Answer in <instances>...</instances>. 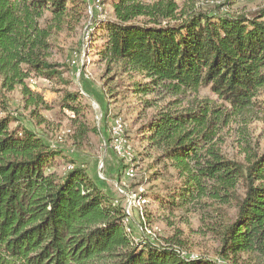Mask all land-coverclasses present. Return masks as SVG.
<instances>
[{
  "label": "trees",
  "instance_id": "trees-1",
  "mask_svg": "<svg viewBox=\"0 0 264 264\" xmlns=\"http://www.w3.org/2000/svg\"><path fill=\"white\" fill-rule=\"evenodd\" d=\"M111 7L112 19L89 25V48L103 64L105 95L126 92L123 76L131 78L140 112L153 110L140 128L141 156L151 163L147 184L159 181L165 194L159 205L207 221L223 258L261 264L264 153L247 147L245 162L228 160L214 138L234 117L264 109V5L250 15L185 10L175 0H112ZM47 11L60 25L65 0H0V98L19 89L36 107L41 100L25 80L58 74L46 55L49 29L39 24ZM203 88L228 109L185 103ZM11 121L0 117V264H216L177 245L133 240L120 205L80 167L63 178L49 173L60 154L29 130L10 131Z\"/></svg>",
  "mask_w": 264,
  "mask_h": 264
},
{
  "label": "rangeland",
  "instance_id": "rangeland-1",
  "mask_svg": "<svg viewBox=\"0 0 264 264\" xmlns=\"http://www.w3.org/2000/svg\"><path fill=\"white\" fill-rule=\"evenodd\" d=\"M143 1L154 3L157 0ZM65 2L67 13L60 25L49 11L44 12L39 21L41 28L49 29L46 55L58 74L50 79L29 74L24 83L41 100L36 107L26 106L27 98L19 89L1 93L0 117L10 115L9 130L19 136L22 129L29 130L58 152L60 155L53 159L49 171L58 178H63L71 165L83 169L103 194L123 208L126 215L123 228L133 240L177 245L183 254L199 256L216 264H259L242 256L223 258L219 253L220 244L207 221L201 222L198 214L167 213L159 205L158 201L165 194L160 196L158 193L159 181L147 184V168L151 163L141 156L140 128L149 120L153 110L140 112L139 98L134 96L131 78L123 76L126 92L117 97L105 95L103 64L89 48V25L97 19H112V0ZM175 2L185 10L192 4L206 12L219 9L220 15H250L264 5V0ZM101 35L102 30L95 35L96 50L102 45ZM67 95H75L76 99L71 101ZM192 98L199 103L206 102L213 109H228L209 88L200 89L196 96L187 95L185 103H192ZM116 119L124 123L122 137L130 147V157L118 154L114 148L116 139L111 127ZM214 141L226 159L236 162L246 161L247 147L258 155L264 153V109L236 116L219 126ZM131 168L133 179L125 175ZM142 193L149 199L147 204H143ZM154 195L160 198H154ZM228 211L233 214V210Z\"/></svg>",
  "mask_w": 264,
  "mask_h": 264
},
{
  "label": "bare ground",
  "instance_id": "bare-ground-1",
  "mask_svg": "<svg viewBox=\"0 0 264 264\" xmlns=\"http://www.w3.org/2000/svg\"><path fill=\"white\" fill-rule=\"evenodd\" d=\"M111 131L113 134V137H115V150L118 154H124L126 156H132L130 147L126 144L125 140L122 137V134L124 132V123L121 119H116L111 127ZM129 148H128V147ZM130 150V151H129ZM127 174L134 175L133 169H128Z\"/></svg>",
  "mask_w": 264,
  "mask_h": 264
},
{
  "label": "built area",
  "instance_id": "built-area-1",
  "mask_svg": "<svg viewBox=\"0 0 264 264\" xmlns=\"http://www.w3.org/2000/svg\"><path fill=\"white\" fill-rule=\"evenodd\" d=\"M125 175H126L128 178H132V179L134 178V175H130V174H127V173H126Z\"/></svg>",
  "mask_w": 264,
  "mask_h": 264
}]
</instances>
